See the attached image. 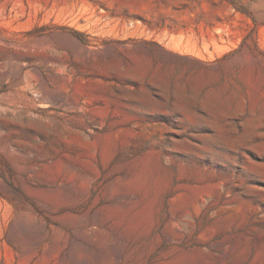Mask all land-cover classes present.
<instances>
[{
	"label": "rangeland",
	"instance_id": "374dc122",
	"mask_svg": "<svg viewBox=\"0 0 264 264\" xmlns=\"http://www.w3.org/2000/svg\"><path fill=\"white\" fill-rule=\"evenodd\" d=\"M0 264H264V0H0Z\"/></svg>",
	"mask_w": 264,
	"mask_h": 264
},
{
	"label": "water",
	"instance_id": "95a60500",
	"mask_svg": "<svg viewBox=\"0 0 264 264\" xmlns=\"http://www.w3.org/2000/svg\"><path fill=\"white\" fill-rule=\"evenodd\" d=\"M160 57L169 66L174 69L181 70L183 76L199 78L208 75L212 72L211 66L191 57L178 55L163 49H160ZM143 53L134 52L127 59L128 71L135 73L144 72L148 68L147 60H145Z\"/></svg>",
	"mask_w": 264,
	"mask_h": 264
}]
</instances>
